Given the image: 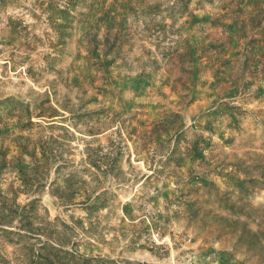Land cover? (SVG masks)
Listing matches in <instances>:
<instances>
[{"label":"rangeland","instance_id":"obj_1","mask_svg":"<svg viewBox=\"0 0 264 264\" xmlns=\"http://www.w3.org/2000/svg\"><path fill=\"white\" fill-rule=\"evenodd\" d=\"M0 264H264V0H0Z\"/></svg>","mask_w":264,"mask_h":264}]
</instances>
